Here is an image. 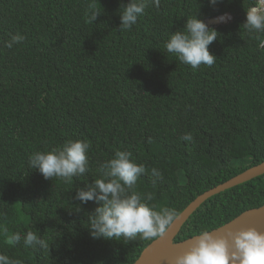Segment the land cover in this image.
<instances>
[{
    "label": "trees",
    "instance_id": "16d2710c",
    "mask_svg": "<svg viewBox=\"0 0 264 264\" xmlns=\"http://www.w3.org/2000/svg\"><path fill=\"white\" fill-rule=\"evenodd\" d=\"M129 0H0V228L36 231L47 247L9 245L21 264H135L157 239H93L97 205L76 190L100 178L101 165L128 151L146 173L135 190L159 211L181 214L198 197L264 163V48L243 27L256 0H160L130 29ZM99 13L90 22V11ZM232 15L228 23H213ZM219 34L213 65L192 68L168 53L187 19ZM211 23V24H210ZM26 37L11 49V36ZM87 140L89 170L71 182L44 177L32 153ZM155 168L159 177L152 176ZM264 206V176L212 197L176 238L213 231Z\"/></svg>",
    "mask_w": 264,
    "mask_h": 264
},
{
    "label": "clouds",
    "instance_id": "9594fccd",
    "mask_svg": "<svg viewBox=\"0 0 264 264\" xmlns=\"http://www.w3.org/2000/svg\"><path fill=\"white\" fill-rule=\"evenodd\" d=\"M219 0H208L215 5ZM159 7L160 0H129L120 14V28L130 29L138 17L144 14L149 4ZM98 12L90 11L89 20L93 23ZM231 19L227 14L217 18L218 23ZM243 27L250 33H264V0L256 2L246 10ZM218 32L203 20L192 17L186 20L182 31L173 32L165 44L168 53L175 54L180 62L198 68L204 64L211 66L216 56L209 46L217 40ZM26 39L17 34L5 42L11 49ZM260 48L264 39L256 36ZM91 145L87 140H68L62 147H52L47 151H37L29 157V165L38 171L45 180L53 177L71 182L74 177L82 176L89 170L88 151ZM100 178L86 183L76 190L75 200L81 204L93 202L97 205L89 213L90 236L93 239L135 241L164 237L180 218L176 208L165 207L156 210L151 193L141 194L136 185L141 175L146 173L144 164H138L128 151L117 150L114 156L101 165ZM152 176L159 177L157 169L151 170ZM225 225L226 234L217 236L216 231L202 230L195 235L187 251L176 257L175 264H264V231L248 227L233 232ZM0 235L9 245L23 240L25 247H47L36 231L9 234L7 227L0 228ZM231 241V243H230ZM0 264H21L0 254Z\"/></svg>",
    "mask_w": 264,
    "mask_h": 264
},
{
    "label": "water",
    "instance_id": "95a60500",
    "mask_svg": "<svg viewBox=\"0 0 264 264\" xmlns=\"http://www.w3.org/2000/svg\"><path fill=\"white\" fill-rule=\"evenodd\" d=\"M228 16L231 17V19L228 21L230 22L233 17L232 15ZM213 23L221 24L217 22V19L214 20ZM262 176H264V163L247 170L243 174L234 177L230 181L221 184L198 197L180 214L179 220L169 231V233L164 237L158 238L157 240L153 241L143 251L142 255L135 264H175L176 257L183 255V253L188 250L190 244L194 242L192 240V238L194 237L179 243L176 242V238L180 234L182 228L191 218V216L212 197ZM225 225H228L227 227L230 228L233 232L248 227H256L258 230L264 231V206L248 210ZM225 225L213 230L216 231L213 234L217 236L225 235Z\"/></svg>",
    "mask_w": 264,
    "mask_h": 264
}]
</instances>
